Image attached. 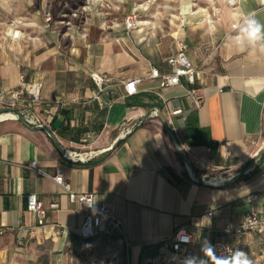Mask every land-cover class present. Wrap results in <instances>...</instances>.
<instances>
[{
	"label": "crops",
	"instance_id": "0c3cea01",
	"mask_svg": "<svg viewBox=\"0 0 264 264\" xmlns=\"http://www.w3.org/2000/svg\"><path fill=\"white\" fill-rule=\"evenodd\" d=\"M77 1L53 6L52 0L47 5L44 0H0L3 12L18 14L5 22L0 81L14 87L21 72L41 79L48 108L43 121L61 142L20 120L0 121V226L6 228L0 234V264H30L41 248L49 252L47 264H124L128 248L130 264H145L142 247L158 242L163 244L151 259L155 264H219L213 232L227 221H240L247 211L264 215V41L241 45L235 39L246 14L264 23V0H226L221 26L208 6L194 10L187 2L180 7L187 22L181 18L173 40L156 33L161 27L151 19L128 29L121 12L108 17L113 11L98 2L88 1L81 9ZM53 11L49 22L46 16ZM59 14L67 18L55 19ZM17 22L25 32L12 38L9 29ZM177 36L188 43L195 78L182 77L179 85L164 90L150 71H168L166 59L176 51ZM93 71L109 77L100 94L102 106L89 76ZM135 76L142 77L138 91L126 95L123 83ZM193 88L200 99L188 94ZM56 98L67 104H55ZM161 116L197 176L232 179L193 181ZM128 126L133 129L122 136ZM64 148L98 150V155L73 161ZM33 159L40 171L28 167ZM252 162V171L240 173ZM58 171L74 192H93L96 203L114 205L127 246L116 235L83 239L78 234L88 208L70 200L53 179ZM29 193L47 209L44 225L27 210ZM53 200L57 208L50 207ZM178 228L191 234L184 257L166 247ZM256 244L264 250V233L247 232L240 241L248 249Z\"/></svg>",
	"mask_w": 264,
	"mask_h": 264
},
{
	"label": "built area",
	"instance_id": "2783aa9c",
	"mask_svg": "<svg viewBox=\"0 0 264 264\" xmlns=\"http://www.w3.org/2000/svg\"><path fill=\"white\" fill-rule=\"evenodd\" d=\"M134 12L135 11L132 10V13L127 15L124 20L125 26L128 29L135 27L139 22ZM46 19H50V16H47ZM16 27L17 25L9 29L12 38H19L21 36V34L20 36H17L16 32L12 34V29H15V31H21ZM174 44L176 51L166 59L169 68L168 71L161 73L157 67H152L150 71L151 77L159 78L160 86L164 90L171 86L179 85L182 77L186 78L189 82H194L195 78L196 67L186 53L188 48L187 41L185 38L177 36L174 38ZM89 76L97 88L95 99L100 103V106H102L100 94L108 83L109 77L106 74L96 71L90 72ZM141 80V76H135L126 80L123 83L125 94L130 95L137 93L138 84ZM42 86L43 82L41 79H28L24 72L19 74L18 84L14 87L9 88L3 86L0 81V121L14 119L21 120L30 126H46L43 119L48 115V108L41 97ZM188 94L195 96L197 99L201 98L197 88L190 89ZM53 102L60 106L67 104V101L62 98H56ZM154 113L156 112L154 111ZM132 129L133 126L124 128L121 131V135L125 136ZM64 155L73 161L86 162L98 155V150L78 152L66 149ZM183 157L189 176L195 182L221 184L231 180L233 177L215 176L212 179H209L204 176H197L192 170L190 162L187 160L184 153ZM28 167L32 170L40 171L37 166V160L35 159L28 163ZM254 168L255 165L252 162L246 168L244 173H248ZM216 178L223 180L217 182L215 180ZM53 179L68 191L72 202L82 203L88 208V212L85 214L82 223L78 228V234L83 239L103 236L111 237L116 235L123 237L126 246L128 245L125 237L124 223L117 216L113 204L96 203L95 194L93 192H74L71 189L70 184L65 181L60 171L53 176ZM250 197L251 199L256 198L255 194H252ZM50 207L57 208V201L53 200L50 203ZM27 210L35 214L37 225H44L46 223L47 209L43 201L35 193H29L27 196ZM208 214L211 215L212 211H209ZM5 229L6 228L0 226V234L3 233ZM247 232L258 234L264 233V215L259 214L257 211L250 210L245 213L240 221H227L221 228L213 232V248L217 261L218 257L226 259L232 257L237 251L244 252L243 247L240 245V241ZM231 236L233 237V240L230 238ZM190 242L191 234L185 228H178L168 242H166V247L174 254L184 257L187 245L190 244Z\"/></svg>",
	"mask_w": 264,
	"mask_h": 264
},
{
	"label": "rangeland",
	"instance_id": "374dc122",
	"mask_svg": "<svg viewBox=\"0 0 264 264\" xmlns=\"http://www.w3.org/2000/svg\"><path fill=\"white\" fill-rule=\"evenodd\" d=\"M44 1H45V5L49 4L50 2V0H44ZM63 1L67 2L69 0H52V2L50 3L53 4L54 6V5L62 4ZM88 1L98 2L100 5L110 10V12L112 10L113 12L107 14L108 17L114 16V14H116L115 12L117 11L121 12L122 16L124 17V20L127 15L132 13L133 7H135L136 9L139 8L135 10L134 12L136 14L137 19L139 21L141 19H151L152 21H155L156 23H158V26L161 27V28H156V33H159V35H161L163 38H169L171 40H173L172 33L176 32L178 28V24L180 23L181 18H182V14L180 13L181 5L187 2H191L194 10L197 9L199 6H203V7L208 6L213 17L220 18L219 21H220V26H221V24H223L224 22L222 10H223L224 5L227 4L226 0H79L77 1L76 5L77 7L82 9V7L85 8V6L87 5L86 3ZM65 5L68 6V3H66ZM169 5L171 6L170 8H169ZM215 8H219V10L215 11ZM53 14L55 15L56 12L53 11V13L48 14V16H51V19L49 20V22L54 20L52 19ZM15 15H18V14H14V13L11 14V13L3 12L2 7L0 8V50L4 48L3 35L5 34V31L7 30L5 26V22L11 20ZM43 15L44 14L39 13L38 16L40 17ZM60 18L65 19L67 18V15L64 16L62 14H59V15H56L55 17V19H60ZM193 18L191 17L190 19H193ZM202 18H204L203 15L197 16V18L194 20L197 22L201 20ZM169 19H171L170 24H169ZM184 19H185V16L183 15L182 20ZM187 19H185V22H187ZM17 21L19 22L20 19L18 18ZM18 22H17L16 28L17 29L21 28L20 30L22 32H25V29L22 26H20L21 24H18ZM44 23L46 24L47 22L44 21ZM62 24H64V29H66L67 23H62ZM64 29H62L61 31H63ZM44 32H45L44 35L49 36L50 34L49 30L46 29ZM222 32L223 30L221 27L220 29L221 35H222ZM16 43H19V41H16ZM213 176L215 177L218 175L214 174L210 176L209 179H212ZM243 250H244V253L246 254L247 259L251 262V264H263L264 250L260 244H256L252 248H249V249L247 247L243 248ZM125 255H126V262L124 264H130V260L133 259L132 250L128 248V250H126V254L124 250V259H125ZM170 260L171 259H167V261H170ZM48 261H49V252L45 250L44 248H41V251L36 253L33 258L29 259L30 264H47ZM157 263L160 264L159 261H157ZM162 263L165 264V262H162Z\"/></svg>",
	"mask_w": 264,
	"mask_h": 264
},
{
	"label": "clouds",
	"instance_id": "9594fccd",
	"mask_svg": "<svg viewBox=\"0 0 264 264\" xmlns=\"http://www.w3.org/2000/svg\"><path fill=\"white\" fill-rule=\"evenodd\" d=\"M240 34L235 37L238 44L255 45L264 41V23H261L254 14L248 13L244 18L242 27L239 30ZM264 46V45H262ZM219 264H251L243 251H237L230 258L218 257ZM201 264H206L201 261Z\"/></svg>",
	"mask_w": 264,
	"mask_h": 264
},
{
	"label": "water",
	"instance_id": "95a60500",
	"mask_svg": "<svg viewBox=\"0 0 264 264\" xmlns=\"http://www.w3.org/2000/svg\"><path fill=\"white\" fill-rule=\"evenodd\" d=\"M161 120H162V122L164 123V127H165L166 131L168 132L169 136L171 137V139H172V141H173V144H174L175 147L179 150V152L182 153V150H181L180 143H179L178 139L176 138V136H175V134L173 133V131L167 126V124H166V122H165V118H164L163 116H161ZM20 121H21V120H20ZM21 122H22V121H21ZM23 123H24V122H23ZM24 124H25V123H24ZM25 125L28 126V127H33V128H37V129H41V130H45V131H47L48 134H49V136L52 138V140H53L54 142H56L57 144H60V145H61V142L58 140V138L53 134V132H52L47 126L37 127V126H30V125H27V124H25ZM64 150H66V149L64 148ZM263 152H264V149L261 150L260 153H263ZM182 154H183V153H182ZM249 165H250V164H248V165L243 169V171L240 172V173H244L245 170H246V168H247ZM209 184H211V183H209Z\"/></svg>",
	"mask_w": 264,
	"mask_h": 264
},
{
	"label": "trees",
	"instance_id": "16d2710c",
	"mask_svg": "<svg viewBox=\"0 0 264 264\" xmlns=\"http://www.w3.org/2000/svg\"><path fill=\"white\" fill-rule=\"evenodd\" d=\"M119 142L120 140H118L116 144ZM263 155H264V152H263ZM162 244L163 242H158L153 246H148V245L143 246L141 250V254H140V259L141 260L146 259L147 261L145 262V264H155L154 262H152L151 259L160 254V247Z\"/></svg>",
	"mask_w": 264,
	"mask_h": 264
},
{
	"label": "bare ground",
	"instance_id": "6f19581e",
	"mask_svg": "<svg viewBox=\"0 0 264 264\" xmlns=\"http://www.w3.org/2000/svg\"><path fill=\"white\" fill-rule=\"evenodd\" d=\"M230 1H231V0H230ZM11 32H12V34H13L14 32H16V35H17V36H19V34H20V33H19L20 31H19V30H16V31H15V29H12ZM213 177H214V176H213ZM215 180H216L217 182H220V180H223V179L216 178Z\"/></svg>",
	"mask_w": 264,
	"mask_h": 264
}]
</instances>
